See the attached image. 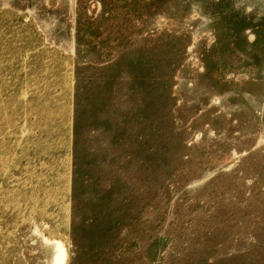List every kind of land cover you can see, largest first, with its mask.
Listing matches in <instances>:
<instances>
[{
	"label": "rangeland",
	"instance_id": "obj_1",
	"mask_svg": "<svg viewBox=\"0 0 264 264\" xmlns=\"http://www.w3.org/2000/svg\"><path fill=\"white\" fill-rule=\"evenodd\" d=\"M44 240L264 264V0H0V264Z\"/></svg>",
	"mask_w": 264,
	"mask_h": 264
},
{
	"label": "bare ground",
	"instance_id": "obj_2",
	"mask_svg": "<svg viewBox=\"0 0 264 264\" xmlns=\"http://www.w3.org/2000/svg\"><path fill=\"white\" fill-rule=\"evenodd\" d=\"M45 250H46V254L49 255V263L48 264H60L63 263V258L65 253L63 252V250L60 248V246H58V244H50L48 242H45V240L43 241ZM61 245V244H59ZM62 246V245H61ZM64 253V254H63Z\"/></svg>",
	"mask_w": 264,
	"mask_h": 264
}]
</instances>
